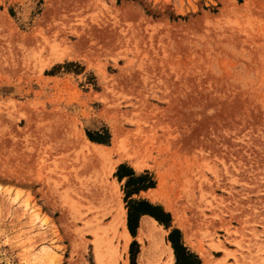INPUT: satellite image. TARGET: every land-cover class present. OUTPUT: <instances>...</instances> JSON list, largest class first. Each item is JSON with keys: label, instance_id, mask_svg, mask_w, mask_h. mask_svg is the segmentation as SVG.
<instances>
[{"label": "rangeland", "instance_id": "374dc122", "mask_svg": "<svg viewBox=\"0 0 264 264\" xmlns=\"http://www.w3.org/2000/svg\"><path fill=\"white\" fill-rule=\"evenodd\" d=\"M97 249L264 264V0H0V264Z\"/></svg>", "mask_w": 264, "mask_h": 264}, {"label": "bare ground", "instance_id": "6f19581e", "mask_svg": "<svg viewBox=\"0 0 264 264\" xmlns=\"http://www.w3.org/2000/svg\"><path fill=\"white\" fill-rule=\"evenodd\" d=\"M75 134V133H74ZM78 134V133H77ZM79 135H80V133H79ZM78 135V136H79ZM82 137V136H81ZM80 140V139H79ZM79 142V141H78ZM80 143V142H79ZM81 143H82V145L83 146H85L86 147V149L92 154V155H94L95 157L96 156H100L101 154H102V150H101V146H99V145H94L93 143H91V142H89L85 137L83 138H81ZM80 143V144H81ZM81 145V146H82ZM90 145L92 146V147H90ZM134 168L136 169V170H140V166L138 165V164H135L134 165ZM166 208L167 209H169V207L166 205ZM173 211V210H172ZM124 212H123V210L122 209H118L117 210V214H116V217H117V221H119V223H120V225L122 226V228H123V231H124V236H125V238L128 240V232H127V229H126V227H125V221L124 220H122V214H123ZM181 226V225H180ZM160 229L159 228H157V226H156V221L155 220H153L152 218H150V217H147V216H143V217H141V219H140V225H139V232H140V236H145V235H147V237L148 236H150L151 238V240H153V242L155 243V246H157V247H159V254H160V256H163L164 257V259H165V262H167V263H170L171 261H172V258H173V255H172V250H171V248L169 247V246H167L166 244H163L161 241H160V239H161V234H160V231H159ZM98 238H97V242H98ZM100 241V240H99ZM99 243V242H98ZM98 243H95L96 244V246H95V248L94 249H96L97 248V245H99V247H101L100 246V244H101V242L98 244ZM98 249H101V248H98ZM96 250V251H94L95 252V260H96V262L98 263V264H103V251H102V249H101V251L103 252H100V250ZM153 249V248H152ZM107 251V250H106ZM143 251H145V250H143ZM102 253V254H101ZM112 253V252H111ZM147 252H145L143 255H144V258L146 259V260H149V259H147V258H149L148 257V253H147V256L145 257V254H146ZM106 254V253H105ZM104 254V255H105ZM111 255H113V253L111 254ZM110 255V256H111ZM152 255V254H151ZM110 256H108V257H110ZM142 256V255H141ZM201 256H202V258L203 259H205V255H203V253H201ZM114 257V256H113ZM113 257H111L110 259H112ZM207 257V256H206ZM143 258V257H142ZM141 258V259H142ZM109 259V260H110ZM143 260V262H144V264H145V260L144 259H142ZM113 261V260H112ZM150 261V260H149ZM147 262L146 261V263H152V262ZM154 261V260H153ZM109 262V261H108ZM155 262V261H154ZM141 264H143V263H141ZM204 264H209L208 262H207V260L205 259V262H204Z\"/></svg>", "mask_w": 264, "mask_h": 264}, {"label": "trees", "instance_id": "16d2710c", "mask_svg": "<svg viewBox=\"0 0 264 264\" xmlns=\"http://www.w3.org/2000/svg\"><path fill=\"white\" fill-rule=\"evenodd\" d=\"M140 179V177H139ZM133 182H135L133 179H128L125 183V189H126V194H131L134 192H138L140 189H146L147 187H149V184L146 185H140V186H135L133 188H130V184H132ZM141 206H144V208H141ZM134 208H138V210L134 211ZM153 207L148 204L147 202H131L129 205V211H128V227L130 229V232L133 233V228L130 224V221L133 219V217L138 218L140 215L143 214H149L150 216L154 217L156 220L161 222V216L157 213V212H153L150 209H152ZM135 213V216L134 214ZM163 215H166L165 213L161 212ZM195 256L193 254H186L185 259H190V258H194ZM192 264H199V260L194 258V262H191Z\"/></svg>", "mask_w": 264, "mask_h": 264}]
</instances>
